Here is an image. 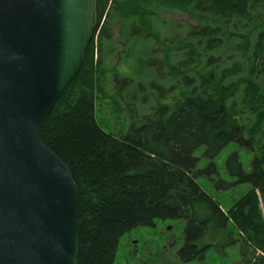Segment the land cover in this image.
I'll return each instance as SVG.
<instances>
[{
	"label": "trees",
	"instance_id": "1",
	"mask_svg": "<svg viewBox=\"0 0 264 264\" xmlns=\"http://www.w3.org/2000/svg\"><path fill=\"white\" fill-rule=\"evenodd\" d=\"M98 3V25L82 69L41 128L43 142L68 165L80 192L78 264H115L124 233L167 218L187 220L178 252L184 262L203 261L212 248L226 254L238 244L245 264H264V85L257 81L264 75V0ZM165 11L194 14L201 22L189 27L188 40L172 41L163 34L172 27ZM114 21L122 22L123 50L113 42ZM234 21L240 31L229 32ZM238 37L240 44H233ZM140 41L150 42L151 51L136 55ZM153 41L160 47L154 48ZM127 44L131 61H155L157 67L161 61L163 79L165 73L172 76V113L162 121L157 110L139 114L128 132L115 135L100 125L97 100L111 97L119 104L134 82L117 68L126 61ZM223 45L244 60L236 68L219 69L222 57L214 52ZM176 54L184 57L178 60ZM110 57L120 62L106 65ZM244 64L251 75H239ZM110 76L113 90L108 89ZM153 86L158 88L156 82ZM241 104L248 108L240 112ZM234 141L256 156L252 172L244 171L237 153L229 157V171L250 182V189L226 211L197 181L201 170L195 151L205 146L213 158ZM207 170H216L215 163Z\"/></svg>",
	"mask_w": 264,
	"mask_h": 264
},
{
	"label": "water",
	"instance_id": "2",
	"mask_svg": "<svg viewBox=\"0 0 264 264\" xmlns=\"http://www.w3.org/2000/svg\"><path fill=\"white\" fill-rule=\"evenodd\" d=\"M98 0H0V264H78L81 196L41 128L80 73Z\"/></svg>",
	"mask_w": 264,
	"mask_h": 264
},
{
	"label": "rangeland",
	"instance_id": "3",
	"mask_svg": "<svg viewBox=\"0 0 264 264\" xmlns=\"http://www.w3.org/2000/svg\"><path fill=\"white\" fill-rule=\"evenodd\" d=\"M163 17L172 23V27L167 26L163 31L164 36L172 37V41L176 38L188 40L189 27L199 25L201 22L196 15L181 11H165ZM234 23L235 21L229 24V32L240 31ZM121 24V21H114L112 28L113 42L116 43L117 50H123L124 48L123 43H121L123 41ZM132 33V31H129L126 37L130 39ZM218 37L222 39L221 35ZM241 41L240 37L235 38L233 44H240ZM153 44L154 48L160 47L154 41ZM247 47L248 43L244 42L242 48L246 49ZM125 48L126 61L120 62L116 57H110L104 62L106 65L111 66L120 62L117 68L122 73L121 77L125 80L132 78L134 82L127 88L124 98L119 99V104H116L111 97L102 98L99 96L97 100V119L100 125L103 129L115 135L128 132L131 123L139 114L146 112L151 114L157 110L158 113L156 111V114L160 116L157 120L162 121L172 113V76L165 73L164 77L167 75V79H163L161 76L163 71L162 62L159 61L157 67L155 61H131L132 58L128 56L131 50L129 44ZM145 49L151 51L150 42L140 41L135 50L136 55H143ZM214 54H220V57H222L220 61L222 66L219 69L222 67L236 68L237 61H244L230 46L226 48L223 45ZM176 57L181 60L184 56L176 54ZM173 62L177 64L179 61ZM250 71L249 67L244 64L239 75H251ZM263 76L257 77V81L261 85H264ZM154 82L158 84V88L153 86ZM114 87V79L110 76L108 89L113 90ZM241 97L240 93L236 100H240ZM163 104L168 105L167 110H162ZM246 108L248 107L241 104L239 111L241 112ZM246 122H250V120ZM260 139L262 145H264V128ZM205 151V146H201L195 151V155L198 157L197 169L201 170L196 179L203 190L213 196L223 209L228 211L250 189V182L241 180L238 175H232L229 171L228 159L232 154L237 153L244 171L252 172L254 168L252 162L256 152L236 141L226 145L213 158L207 156ZM213 162L216 165V170L208 171L207 168ZM186 224L187 220L185 218H167L158 219L154 226L134 227L122 235L115 264H245L238 244L228 248L226 254L212 248L206 253V259L200 262H184L181 260L178 252L184 244Z\"/></svg>",
	"mask_w": 264,
	"mask_h": 264
}]
</instances>
